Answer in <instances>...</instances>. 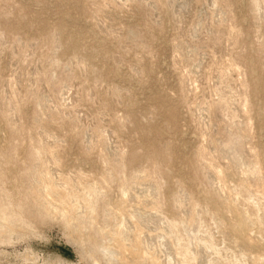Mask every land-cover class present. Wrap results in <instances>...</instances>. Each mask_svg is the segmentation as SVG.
<instances>
[{"label": "rangeland", "instance_id": "obj_1", "mask_svg": "<svg viewBox=\"0 0 264 264\" xmlns=\"http://www.w3.org/2000/svg\"><path fill=\"white\" fill-rule=\"evenodd\" d=\"M263 212L264 0H0V264H264Z\"/></svg>", "mask_w": 264, "mask_h": 264}, {"label": "bare ground", "instance_id": "obj_2", "mask_svg": "<svg viewBox=\"0 0 264 264\" xmlns=\"http://www.w3.org/2000/svg\"><path fill=\"white\" fill-rule=\"evenodd\" d=\"M222 74H224V73H222ZM220 75H221V72H220ZM223 78H224V76H223ZM226 78V77H225ZM224 78V79H225ZM240 85H241V83H240ZM243 87V86H242ZM243 94V93H242ZM241 95V94H240ZM242 97V96H241ZM239 99H240V97H239ZM241 104V103H240ZM241 106H245V96H244V94H243V98H242V104H241ZM242 108V107H241ZM244 108V107H243ZM54 159V157L52 156V155H50L49 156V159L48 160H50V161H52ZM55 160V159H54ZM220 169L219 168H216V169H214V170H212V174H213V176H214V178H215V180H216V183H218L219 184V186H220V189L221 190H223L224 189V187L222 186V184H221V181H222V179H221V177H220ZM242 177L243 176H245V172H243L242 171ZM45 178H47V177H45ZM44 181V180H43ZM252 186H254V187H256L257 186V182H256V180L255 179H253V181H252ZM56 184L54 183V181H53V179H50V178H48V179H46L45 180V182L43 183V185L41 186V188L39 189V190H37L36 192H35V200L38 202V204L39 205H42L43 206V208L50 214V215H52L53 213H56V211H55V209L56 208H58V209H60V210H62L63 208H65V206H69V204H70V200H69V198H68V196H67V193H66V189H64L63 191H65V192H63L64 193V195H63V200H62V203H58V201H57V195H56ZM68 189V188H67ZM251 189H253V188H251ZM254 190V189H253ZM145 194H147V193H145ZM145 194H142L143 196H146ZM253 194H254V197H256V200H258V201H262V206H263V198H261L260 196H258L257 194H255V192H253ZM136 195V194H135ZM149 195V194H148ZM142 198V197H141ZM140 198V199H141ZM136 199V201H135V212L137 211V212H139V210H140V207L141 208H145V206H147L148 204H150V202H148V204H147V201L146 202H143L142 200V202L140 201V200H137L138 199V197L137 198H135ZM143 200H144V198H143ZM147 200V199H146ZM147 204V205H146ZM264 213V212H263ZM250 221V220H249ZM249 223V222H248ZM249 224H251V223H249ZM248 224V225H249ZM245 225H246V222H245ZM247 225V226H248ZM251 226V225H250ZM134 229H137V225L136 224H134ZM140 232H141V230L140 229H137V234L138 235H136L135 236V238H134V241H133V249H134V251H137L138 250V247H139V235H140ZM152 250V249H151ZM145 259H147L148 261H149V263L150 264H158V259H157V257H155L153 254H151V253H146L145 252ZM255 262L257 263H263V260L262 259H255Z\"/></svg>", "mask_w": 264, "mask_h": 264}]
</instances>
